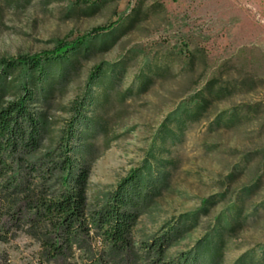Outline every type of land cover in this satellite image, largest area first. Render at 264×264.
<instances>
[{"label":"rangeland","instance_id":"obj_1","mask_svg":"<svg viewBox=\"0 0 264 264\" xmlns=\"http://www.w3.org/2000/svg\"><path fill=\"white\" fill-rule=\"evenodd\" d=\"M119 21L115 30L91 38L52 81L51 95L41 97L48 126L42 147L57 146L75 106L86 102L91 71L102 66L79 144L90 170L92 211L149 159L160 127L181 104L210 81L230 86L229 98L157 152L169 168L168 185L132 228L130 250L112 254L95 239L74 258L78 264H171L207 235L238 195L249 196L248 187L258 185L249 204L264 201V0H0V59L50 52ZM220 114L222 123L212 125ZM210 198L216 203L208 216L188 225L164 258L147 249ZM259 214L257 223L227 240L219 264L264 246V207ZM39 250L18 233L0 244V264H38Z\"/></svg>","mask_w":264,"mask_h":264},{"label":"trees","instance_id":"obj_2","mask_svg":"<svg viewBox=\"0 0 264 264\" xmlns=\"http://www.w3.org/2000/svg\"><path fill=\"white\" fill-rule=\"evenodd\" d=\"M119 24L97 28L73 42H61L50 52L0 59V244L9 243L18 233L26 235L39 244L38 264H78L75 251L95 239L112 254L130 250L132 228L168 185L169 168L157 152L172 141L178 142L190 124L204 119L214 103L232 94L230 86L210 81L181 104L160 127L144 165L130 171L100 208L89 211L86 192L90 170L79 144L86 137L90 123L86 107L103 78L102 66L91 71L86 102L75 106L57 146L46 150L42 146L48 126L40 100L51 95L52 81L62 76L64 67L91 38H100ZM221 123L222 114L212 125ZM257 186L245 190L249 196L245 192L238 195L215 219L207 235L170 263L219 264L227 240L260 218L259 207H264V201L249 204ZM215 203L213 198L205 200L198 211L168 227L147 249L164 258L188 225H197ZM102 260L95 264H102ZM234 264H264V246L244 253Z\"/></svg>","mask_w":264,"mask_h":264}]
</instances>
